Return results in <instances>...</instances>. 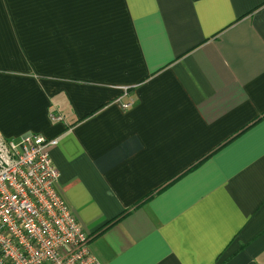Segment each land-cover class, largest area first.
<instances>
[{"label": "crops", "instance_id": "obj_1", "mask_svg": "<svg viewBox=\"0 0 264 264\" xmlns=\"http://www.w3.org/2000/svg\"><path fill=\"white\" fill-rule=\"evenodd\" d=\"M263 112L264 0H0V135L101 264H264Z\"/></svg>", "mask_w": 264, "mask_h": 264}, {"label": "built area", "instance_id": "obj_2", "mask_svg": "<svg viewBox=\"0 0 264 264\" xmlns=\"http://www.w3.org/2000/svg\"><path fill=\"white\" fill-rule=\"evenodd\" d=\"M57 144V137L0 135V264H101L89 250L92 236L57 190L49 156Z\"/></svg>", "mask_w": 264, "mask_h": 264}, {"label": "trees", "instance_id": "obj_3", "mask_svg": "<svg viewBox=\"0 0 264 264\" xmlns=\"http://www.w3.org/2000/svg\"><path fill=\"white\" fill-rule=\"evenodd\" d=\"M262 117H264V112H263L259 117H257L255 120H253L252 123L255 122V121H257L258 119H260V118H262ZM242 130H243V129H242ZM203 159H205V157L202 158L201 160H199L198 162H196V164H194V165L191 166V167L194 168V167H196L197 165L201 164V162L203 161ZM191 167L188 168V169H186L181 175H178V176H176L175 178H173V179L171 180V182L177 180L178 178H180L182 175H184L186 172H188V171L191 169ZM171 182H169V184H167L166 186H163L161 189H159V191L164 190L168 185H170Z\"/></svg>", "mask_w": 264, "mask_h": 264}]
</instances>
